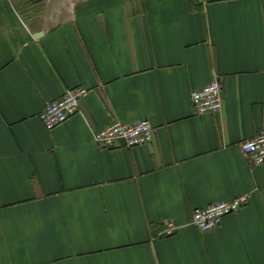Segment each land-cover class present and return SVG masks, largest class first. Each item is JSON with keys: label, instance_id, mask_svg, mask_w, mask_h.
<instances>
[{"label": "crops", "instance_id": "obj_1", "mask_svg": "<svg viewBox=\"0 0 264 264\" xmlns=\"http://www.w3.org/2000/svg\"><path fill=\"white\" fill-rule=\"evenodd\" d=\"M212 81L222 109L198 114ZM77 86L48 130L39 112ZM144 118L152 144L93 138ZM263 121L264 0H0V264H264V163L241 145Z\"/></svg>", "mask_w": 264, "mask_h": 264}, {"label": "built area", "instance_id": "obj_2", "mask_svg": "<svg viewBox=\"0 0 264 264\" xmlns=\"http://www.w3.org/2000/svg\"><path fill=\"white\" fill-rule=\"evenodd\" d=\"M89 93L85 86H77L67 90L62 96L48 102L45 108L39 112V118L43 126L53 130L63 124L73 115L77 114L81 102ZM191 101L198 114L218 113L223 106L222 87L218 81H212L200 89L191 93ZM156 129L149 119L144 118L131 123H122L114 120L104 129L96 132L95 141L108 148H114L125 141L126 147L132 148L141 145H149L154 141ZM242 145L244 154L251 164L264 163V121L261 130ZM250 194L246 193L232 200L220 201L198 207L193 213V224L202 232L213 230L220 226L223 219L246 205L250 200ZM181 227L173 220L164 222L160 236H171L177 233Z\"/></svg>", "mask_w": 264, "mask_h": 264}, {"label": "water", "instance_id": "obj_3", "mask_svg": "<svg viewBox=\"0 0 264 264\" xmlns=\"http://www.w3.org/2000/svg\"><path fill=\"white\" fill-rule=\"evenodd\" d=\"M124 141V140H123ZM125 142V141H124Z\"/></svg>", "mask_w": 264, "mask_h": 264}]
</instances>
